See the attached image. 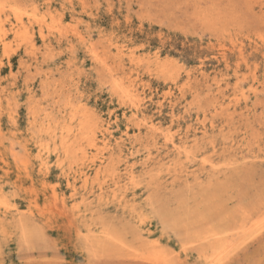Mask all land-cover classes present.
I'll return each instance as SVG.
<instances>
[{
	"label": "rangeland",
	"instance_id": "rangeland-1",
	"mask_svg": "<svg viewBox=\"0 0 264 264\" xmlns=\"http://www.w3.org/2000/svg\"><path fill=\"white\" fill-rule=\"evenodd\" d=\"M0 264H264V0H0Z\"/></svg>",
	"mask_w": 264,
	"mask_h": 264
},
{
	"label": "bare ground",
	"instance_id": "bare-ground-1",
	"mask_svg": "<svg viewBox=\"0 0 264 264\" xmlns=\"http://www.w3.org/2000/svg\"><path fill=\"white\" fill-rule=\"evenodd\" d=\"M72 103H73V102H72ZM82 106H83V105H82ZM80 108H81V107H80ZM83 109H84V108H83ZM84 111H85V110H84ZM75 112H79V111H75ZM81 112H83V111H81ZM85 116H86V114H85ZM92 116H93V115H92ZM94 117H95V116H94ZM81 119H82V118H81ZM95 124H96V123H95ZM80 126H81V128H80V131H79V132H81L82 129H83L86 125H85L84 123L81 122V123H80ZM69 128H70V127H69ZM71 128H72V127H71ZM71 128H70V130L68 129L70 133L72 132V129H71ZM68 130H67V131H68ZM71 134H72V133H71ZM71 134H70V135H71ZM64 136L66 137V138H65V137H64V138L67 139V137H68L69 135H67V136L64 135ZM71 136H72V135H71ZM73 136H74V134H73ZM68 138H70V137H68ZM93 164H95V163H93ZM253 225H254V224H253ZM244 232H245V231H244ZM234 234H235V233H234ZM239 234H240V233H239ZM241 235H242V234H241ZM237 238H238V237H237ZM231 246H233V245L231 244ZM229 247H230V246H229ZM229 247H228V248H229ZM228 260H229V259H228ZM209 263H210V262H209Z\"/></svg>",
	"mask_w": 264,
	"mask_h": 264
}]
</instances>
